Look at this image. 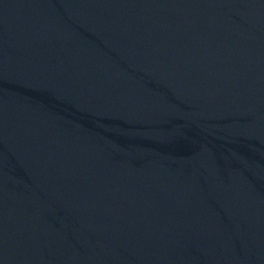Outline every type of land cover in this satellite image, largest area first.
<instances>
[{
    "label": "water",
    "instance_id": "water-1",
    "mask_svg": "<svg viewBox=\"0 0 264 264\" xmlns=\"http://www.w3.org/2000/svg\"><path fill=\"white\" fill-rule=\"evenodd\" d=\"M0 264H264V0H0Z\"/></svg>",
    "mask_w": 264,
    "mask_h": 264
}]
</instances>
